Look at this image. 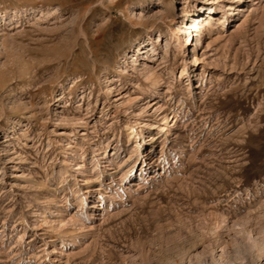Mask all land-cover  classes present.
<instances>
[{"label":"rangeland","instance_id":"374dc122","mask_svg":"<svg viewBox=\"0 0 264 264\" xmlns=\"http://www.w3.org/2000/svg\"><path fill=\"white\" fill-rule=\"evenodd\" d=\"M140 1L0 0V264H264V0Z\"/></svg>","mask_w":264,"mask_h":264},{"label":"bare ground","instance_id":"6f19581e","mask_svg":"<svg viewBox=\"0 0 264 264\" xmlns=\"http://www.w3.org/2000/svg\"><path fill=\"white\" fill-rule=\"evenodd\" d=\"M187 1V0H186ZM211 2L212 3H215L214 5L212 4L211 6H209V11L211 12V11H216V10H220V12H221V18H216V23H218L220 26H223L224 25V23H225V21L227 20V16L225 15V12H227V11H229L231 14H233V12H234V9L235 8H233V3H227V4H225L224 5V7H227L226 8V10L225 9H223L222 7H223V4H222V0H211ZM138 3L140 4V3H142L140 0H138ZM227 5V6H226ZM194 5H192V4H190V2L189 3H187V5L185 6V7H182L181 8V12L184 14V16H186V15H189L190 17H192V18H194V19H192L191 20V22L189 23V24H187V23H184L183 21H182V24H183V26L184 27H186V30H187V32H188V30H189V27L191 26V27H193V28H195L196 30H197V32H196V34H195V40H194V44H193V48L190 50V51H194V48H196L197 47V45H200L201 44V49L205 46V44H206V39H207V34L210 32V31H212V29H213V25L215 24V22H212L211 21V19L213 18V14H208V18L206 19V18H204V22H196L197 20H196V18H198L199 16H194V15H192V13H190V7H193ZM199 6V5H198ZM217 8V9H216ZM30 9H32V8H30ZM29 10V9H28ZM238 10H240L239 12H241V15L243 16L244 15V13L242 12L243 10L240 8H238ZM229 12H228V14H229ZM239 12H237L236 14H238ZM230 14V15H231ZM203 16V15H202ZM213 20V19H212ZM109 29V28H108ZM112 30V29H111ZM108 31V30H107ZM177 31H178V33H180V35H176V41H179L180 40V38H186L185 37V32H184V29H182L181 27H179L178 29H177ZM112 32V31H111ZM114 32V31H113ZM108 34H109V32H108ZM112 34V33H111ZM110 34V35H111ZM109 35V36H110ZM104 36V35H103ZM107 36V35H106ZM202 36H204V40L203 41H201V38H202ZM108 37V36H107ZM111 37V36H110ZM109 37V38H110ZM192 41V39H188V41L187 42H191ZM142 42H139L136 46H135V48L138 46V45H140ZM142 45V44H141ZM187 46H189V45H187ZM143 48H145V46L144 47H141V46H139L136 50H134V52L136 53V54H139V53H141L142 52V50H143ZM151 49H152V51H154V49H153V46L151 47ZM134 52H133V58H134V61H133V63H132V65H134L135 66V64L137 63V57H135V54H134ZM182 55L180 56V58H181V62H180V64H181V69H180V75L182 76V75H184L185 73H187V70H186V62H187V57H189V49H183L182 50ZM186 57V58H185ZM25 75V74H24ZM159 80H156V83H159L158 82ZM69 82H73L74 84H77L78 83V81H77V78H66V79H64V80H62L61 82H59V87H58V91H59V94H55V95H53V99L55 100V99H58V97L61 95V93H62V90H63V88H64V86H65V84H67V83H69ZM155 86H157V84L155 85ZM112 91H113V87H112V84H110V83H107L106 84V88H105V91L103 92L104 93V96H106V95H109V94H111L112 93ZM116 100V99H115ZM158 109V108H157ZM174 118V115L172 116V118H171V120ZM151 139H153V137H151ZM152 146L149 148V149H145L144 151H141V152H139L138 153V155H139V157H138V159L139 160H141V162H143V164H144V168H141V171H143L144 169H145V163H144V159H143V157H146V156H148V155H150L151 154V152H152ZM151 157V156H150ZM110 159L111 158H109V159H107L106 161L108 162V161H110ZM143 159V160H142ZM65 162H67V160L65 159L64 160V162H63V165H66L65 164ZM95 164H97L98 163V161H95L94 162ZM108 165V164H107ZM109 165H111L110 163H109ZM77 171L78 172H80V173H82V166L80 165V164H78V166H77ZM64 175H70L69 174V172H65L64 173ZM77 198L78 199H82V195L80 194V195H77Z\"/></svg>","mask_w":264,"mask_h":264}]
</instances>
